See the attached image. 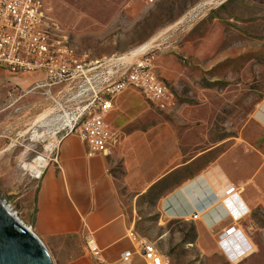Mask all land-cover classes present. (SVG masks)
<instances>
[{
  "label": "rangeland",
  "instance_id": "obj_1",
  "mask_svg": "<svg viewBox=\"0 0 264 264\" xmlns=\"http://www.w3.org/2000/svg\"><path fill=\"white\" fill-rule=\"evenodd\" d=\"M41 1L57 26L56 39L82 64L97 62L49 91L40 85L42 74L12 76L11 157H0V200L33 233L38 183L59 141L70 134L68 113L91 107L105 80L117 79L141 58L152 57L171 84L170 110L159 112L196 125L199 147L241 136L249 125L250 135L260 134L253 122L264 111V0ZM111 169L138 247L152 245L167 264H264V209L243 228L250 248L228 257L217 238L203 252L193 223L163 220L157 207L162 184L134 194L124 188L121 166ZM41 242L53 258V249Z\"/></svg>",
  "mask_w": 264,
  "mask_h": 264
},
{
  "label": "crops",
  "instance_id": "obj_2",
  "mask_svg": "<svg viewBox=\"0 0 264 264\" xmlns=\"http://www.w3.org/2000/svg\"><path fill=\"white\" fill-rule=\"evenodd\" d=\"M34 73L41 74L0 68V157H11L12 76ZM161 77L171 92V84ZM169 105L150 103L126 89L104 117L116 143L107 154L88 157L75 134L59 141L52 162L43 168L33 218L35 235L53 249L54 264H149L138 253L140 239L117 191L115 164L123 170L126 191L141 194L148 186L163 185L157 197L160 215L165 222L193 223L201 251L215 246L219 234L233 224L240 233L219 241L228 257L250 248L243 228L255 211L264 209V111L253 122L260 132L255 137L248 133L249 125L248 134L199 147L196 125L159 112L170 110ZM228 186L237 190V205L246 209L242 215L222 199ZM88 237L95 241L97 255L87 249ZM125 252H130L127 261L122 259Z\"/></svg>",
  "mask_w": 264,
  "mask_h": 264
},
{
  "label": "built area",
  "instance_id": "obj_3",
  "mask_svg": "<svg viewBox=\"0 0 264 264\" xmlns=\"http://www.w3.org/2000/svg\"><path fill=\"white\" fill-rule=\"evenodd\" d=\"M56 29L55 23L49 21L41 0H0V68L12 74L40 72V85L46 87V91L50 86L77 79L83 65L88 66L87 70L95 68L97 61L82 64L72 49L63 46L56 39ZM152 60V57H144L131 63L117 79L112 82L105 80L91 107V103L81 109L76 106L68 113L70 117L64 126L83 142L88 157L105 154L113 145L115 134L104 117L113 107L116 96L124 90L134 89L146 101L160 106L171 104L169 85L157 72ZM222 199L235 204L241 215L245 212L243 205V210L237 205L240 200L233 186L227 187ZM239 232L230 225L219 234L218 240ZM85 244L94 255L99 253L92 237H88ZM138 253L149 264H167L150 244H141ZM129 256L130 252L123 253V261H127Z\"/></svg>",
  "mask_w": 264,
  "mask_h": 264
},
{
  "label": "water",
  "instance_id": "obj_4",
  "mask_svg": "<svg viewBox=\"0 0 264 264\" xmlns=\"http://www.w3.org/2000/svg\"><path fill=\"white\" fill-rule=\"evenodd\" d=\"M0 264H54L41 240L0 200Z\"/></svg>",
  "mask_w": 264,
  "mask_h": 264
},
{
  "label": "bare ground",
  "instance_id": "obj_5",
  "mask_svg": "<svg viewBox=\"0 0 264 264\" xmlns=\"http://www.w3.org/2000/svg\"><path fill=\"white\" fill-rule=\"evenodd\" d=\"M145 46H146V44L139 46L136 50H132V51L130 52V54H131V55L135 54L138 50L143 49ZM6 209L10 212L9 207L6 206ZM10 213H11V212H10ZM17 220L22 224V222H21L19 219H17ZM25 226H26V225H25ZM26 227H27V226H26ZM27 228L30 230L29 227H27Z\"/></svg>",
  "mask_w": 264,
  "mask_h": 264
}]
</instances>
